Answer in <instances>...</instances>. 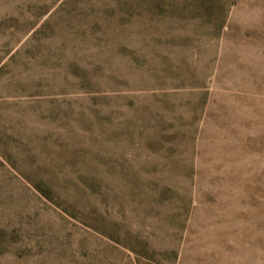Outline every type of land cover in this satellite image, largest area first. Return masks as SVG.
I'll return each instance as SVG.
<instances>
[{"label":"rangeland","instance_id":"1","mask_svg":"<svg viewBox=\"0 0 264 264\" xmlns=\"http://www.w3.org/2000/svg\"><path fill=\"white\" fill-rule=\"evenodd\" d=\"M0 264H264V0H0Z\"/></svg>","mask_w":264,"mask_h":264}]
</instances>
